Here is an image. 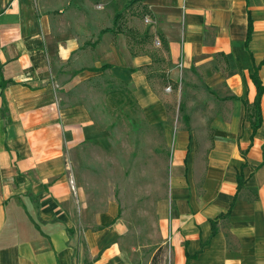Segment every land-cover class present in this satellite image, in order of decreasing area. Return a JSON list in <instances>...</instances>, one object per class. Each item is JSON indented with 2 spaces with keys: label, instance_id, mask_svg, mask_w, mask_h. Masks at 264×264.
Masks as SVG:
<instances>
[{
  "label": "crops",
  "instance_id": "obj_1",
  "mask_svg": "<svg viewBox=\"0 0 264 264\" xmlns=\"http://www.w3.org/2000/svg\"><path fill=\"white\" fill-rule=\"evenodd\" d=\"M126 1L144 11L164 75L151 71L147 43L88 15L95 0H0V77L10 81L0 89V264H143L117 207L90 204L67 164L72 148L100 133L84 108L59 106L57 66L76 61L79 72L106 65L111 80L131 85L142 120L158 125L167 148L172 122L154 82H178L191 68L203 78L217 111L213 140L200 161L188 129L174 133L162 198L174 212H160L162 256L167 264H264V91L255 132L243 105L255 97L256 66L264 88V0H116Z\"/></svg>",
  "mask_w": 264,
  "mask_h": 264
},
{
  "label": "rangeland",
  "instance_id": "obj_2",
  "mask_svg": "<svg viewBox=\"0 0 264 264\" xmlns=\"http://www.w3.org/2000/svg\"><path fill=\"white\" fill-rule=\"evenodd\" d=\"M92 13L102 26L128 34V41H134V35L136 42L147 43V50L152 53L150 68L156 75L168 66L161 47L148 34L144 11L139 4L95 0L88 15ZM139 37L143 39L139 41ZM79 67L78 61L72 65L58 64L53 80L59 106L64 110L84 108L86 122L100 133L95 132L93 138L72 148L67 164L69 168L71 165L73 175L83 182L81 186L90 204H101L97 210H106L110 203L117 207V217L124 224L133 257L143 264L148 260V264H167L166 254L162 256L160 245L164 241L159 234L158 221L161 213L169 218L174 212L173 205L167 203L166 206L162 199L174 133L177 129H188L196 157L204 160L213 140L210 117L217 112L208 104L210 90L192 68L179 72L178 82L166 79L154 82L152 88L163 101L172 122L167 148L158 125L150 127L142 120L141 107L131 85L114 82L106 71L79 72ZM52 68L55 69V65Z\"/></svg>",
  "mask_w": 264,
  "mask_h": 264
},
{
  "label": "trees",
  "instance_id": "obj_3",
  "mask_svg": "<svg viewBox=\"0 0 264 264\" xmlns=\"http://www.w3.org/2000/svg\"><path fill=\"white\" fill-rule=\"evenodd\" d=\"M109 30L110 29H105L104 31H109ZM250 31H251V20L248 18L247 36H246V40H245V46L246 47H247V42L249 39ZM106 68H107V66L103 65L99 69V71H104V70H106ZM257 69H258L257 66L254 67L253 72L250 74V78H251V80L255 86V89H256L255 97L251 103H248L247 101L243 102L244 110H245V118L247 121L250 122L252 132H255L256 129H258L260 127V124H261V113H260L259 104H260V97H261L262 91H264V88H262L260 80L257 76ZM8 83H10V81H3L2 78L0 77V89H3L6 86V84H8ZM179 109L182 110L181 104H179ZM236 180H237V186L239 188L242 184L241 174L237 175ZM151 264H155V263L152 262Z\"/></svg>",
  "mask_w": 264,
  "mask_h": 264
},
{
  "label": "built area",
  "instance_id": "obj_4",
  "mask_svg": "<svg viewBox=\"0 0 264 264\" xmlns=\"http://www.w3.org/2000/svg\"><path fill=\"white\" fill-rule=\"evenodd\" d=\"M145 21L148 22V19H145ZM155 42L158 43V41H155ZM178 67H179V68L182 67V63H181V62H179ZM72 190H74V187H72Z\"/></svg>",
  "mask_w": 264,
  "mask_h": 264
}]
</instances>
